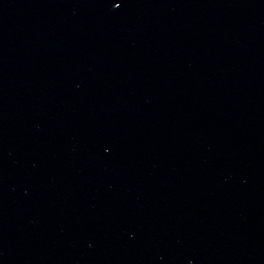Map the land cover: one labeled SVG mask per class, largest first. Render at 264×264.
Returning <instances> with one entry per match:
<instances>
[{"label": "water", "instance_id": "1", "mask_svg": "<svg viewBox=\"0 0 264 264\" xmlns=\"http://www.w3.org/2000/svg\"><path fill=\"white\" fill-rule=\"evenodd\" d=\"M0 264H264V0H0Z\"/></svg>", "mask_w": 264, "mask_h": 264}]
</instances>
